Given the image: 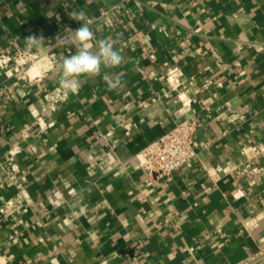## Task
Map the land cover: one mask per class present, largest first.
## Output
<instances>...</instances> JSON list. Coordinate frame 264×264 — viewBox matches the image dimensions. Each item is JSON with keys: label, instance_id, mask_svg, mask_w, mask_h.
Here are the masks:
<instances>
[{"label": "crops", "instance_id": "1", "mask_svg": "<svg viewBox=\"0 0 264 264\" xmlns=\"http://www.w3.org/2000/svg\"><path fill=\"white\" fill-rule=\"evenodd\" d=\"M73 10L123 57L77 93L59 85ZM32 34L46 40L30 80L0 63V264H246L264 252V0H0V49ZM191 115L197 156L147 179L139 151Z\"/></svg>", "mask_w": 264, "mask_h": 264}, {"label": "built area", "instance_id": "2", "mask_svg": "<svg viewBox=\"0 0 264 264\" xmlns=\"http://www.w3.org/2000/svg\"><path fill=\"white\" fill-rule=\"evenodd\" d=\"M108 12L109 10H102L100 15H106ZM26 48L18 47L12 54L0 49V63L3 65L13 63L19 76L30 80L28 68L36 62L38 53L31 50L26 54L24 51ZM179 72L176 67H170L165 73V79L175 89L181 105L190 109V97L179 89L181 84ZM200 125L201 120L197 116L185 117L142 147L138 154V160L147 179L168 176L197 156L199 145L195 143V133ZM5 206L6 208L11 206V202H6Z\"/></svg>", "mask_w": 264, "mask_h": 264}, {"label": "clouds", "instance_id": "3", "mask_svg": "<svg viewBox=\"0 0 264 264\" xmlns=\"http://www.w3.org/2000/svg\"><path fill=\"white\" fill-rule=\"evenodd\" d=\"M67 14L79 26L71 30L69 42L75 48V53L62 59L59 85L71 93H77L81 87V77L100 76L102 69L117 68L123 63V57L116 50L117 41L111 37L100 39L98 44L92 43L94 32L91 21L85 19L83 11L73 10ZM57 39H60L59 36ZM45 40L42 34L27 36L25 53L30 52L32 47L43 48ZM103 79L110 89L118 88L121 83L118 74L113 72H105Z\"/></svg>", "mask_w": 264, "mask_h": 264}, {"label": "water", "instance_id": "4", "mask_svg": "<svg viewBox=\"0 0 264 264\" xmlns=\"http://www.w3.org/2000/svg\"><path fill=\"white\" fill-rule=\"evenodd\" d=\"M263 256H264V252L261 253L259 256L255 257L254 259L250 260V261L247 262L246 264H251V263H253L256 259H259V258H261V257H263Z\"/></svg>", "mask_w": 264, "mask_h": 264}]
</instances>
